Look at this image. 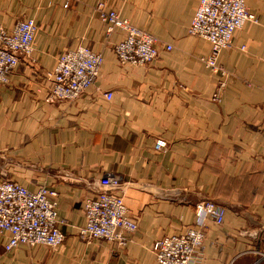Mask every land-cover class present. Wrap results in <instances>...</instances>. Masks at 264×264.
<instances>
[{
    "label": "crops",
    "instance_id": "obj_1",
    "mask_svg": "<svg viewBox=\"0 0 264 264\" xmlns=\"http://www.w3.org/2000/svg\"><path fill=\"white\" fill-rule=\"evenodd\" d=\"M199 1L0 0L7 27L27 16L38 24L33 55L0 83V181L57 191L66 236L58 248L6 252L0 233V264H158L154 243L194 226L204 200L222 204L225 219L207 220L194 264H264V0H246L260 23L236 30L221 52L227 74L207 66L211 44L188 31ZM100 3L172 50L122 65L115 46L125 32H107ZM79 45L103 54L96 83L48 102L50 72ZM107 173L124 184L114 191L139 225L124 246L80 235L86 199Z\"/></svg>",
    "mask_w": 264,
    "mask_h": 264
},
{
    "label": "built area",
    "instance_id": "obj_2",
    "mask_svg": "<svg viewBox=\"0 0 264 264\" xmlns=\"http://www.w3.org/2000/svg\"><path fill=\"white\" fill-rule=\"evenodd\" d=\"M97 10L100 19L107 24L108 33L118 28L125 32L115 46L122 65L147 66L162 50H172V44H163L156 35L123 18L118 10L107 9L103 3L98 4ZM247 23H260V16L248 9L246 0H200L188 31L211 44L210 55L203 58L207 66L227 74L219 56L230 45L235 31ZM37 32L35 18L21 19L10 28L0 21V83H8L21 59L33 55ZM103 61L101 52L85 45L65 51L49 74L47 101L76 100L96 83ZM224 86L225 81H222L220 87ZM105 96L111 99L113 93L106 92ZM166 144L159 139L156 148L161 149ZM98 185L100 191L86 199V224L80 229V235L124 246L128 242L126 234L135 232L138 222L129 215L120 193L114 191L121 188L120 179L107 173ZM56 195L47 185L32 190L12 178L0 181V233L5 236L6 252L14 251L20 244L57 248L64 243L66 236L59 225ZM225 212V207L213 200L196 204L194 226L155 242L153 249L158 264H194L205 242L207 220L221 224Z\"/></svg>",
    "mask_w": 264,
    "mask_h": 264
},
{
    "label": "rangeland",
    "instance_id": "obj_3",
    "mask_svg": "<svg viewBox=\"0 0 264 264\" xmlns=\"http://www.w3.org/2000/svg\"><path fill=\"white\" fill-rule=\"evenodd\" d=\"M68 6V4H66L65 5V7H67ZM27 17H30V18H35V17H33V16H27ZM26 17V18H27ZM22 19H24V18H22ZM21 20V19H20ZM137 26V25H136ZM139 27V26H138ZM80 46V45H79ZM96 52H98V51H96ZM167 143V142H166ZM121 183V189L120 190H122V189H124L125 187H124V184L122 183V182H120ZM57 192V191H56ZM119 195H121L122 197H123V200H124V195H122V192H120V194ZM55 200H56V202L58 203V193H57V195H56V197H55ZM205 201V200H204ZM213 201H215V200H213ZM216 202V201H215ZM124 203H125V200H124ZM218 203V202H217ZM125 205H126V203H125ZM126 208H127V211H128V213H129V209H128V207H127V205H126ZM195 212H196V206H195ZM129 215H130V213H129ZM132 217V216H131ZM138 227H139V225H138ZM91 238V237H90ZM105 241V240H104ZM106 242H108V241H106ZM109 243V242H108ZM155 244V243H154ZM42 245V244H41ZM62 246V245H61ZM47 247H50V246H47ZM50 248H53V247H50ZM58 248V247H57ZM153 248H154V246H153ZM153 252H154V249H153Z\"/></svg>",
    "mask_w": 264,
    "mask_h": 264
}]
</instances>
